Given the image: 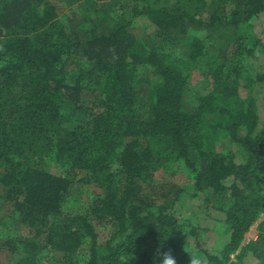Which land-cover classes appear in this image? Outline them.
<instances>
[{
	"label": "trees",
	"instance_id": "trees-1",
	"mask_svg": "<svg viewBox=\"0 0 264 264\" xmlns=\"http://www.w3.org/2000/svg\"><path fill=\"white\" fill-rule=\"evenodd\" d=\"M130 1L0 0V201L30 230L0 249L264 264V0ZM81 185L101 192L63 210Z\"/></svg>",
	"mask_w": 264,
	"mask_h": 264
},
{
	"label": "rangeland",
	"instance_id": "rangeland-1",
	"mask_svg": "<svg viewBox=\"0 0 264 264\" xmlns=\"http://www.w3.org/2000/svg\"><path fill=\"white\" fill-rule=\"evenodd\" d=\"M110 2L113 0H106V2ZM129 2L130 6H135V3L130 0H115V2ZM254 29L256 34L263 39L264 41V14L261 15L257 20L254 21ZM143 26L139 27L136 32L138 33L139 38L143 36ZM260 64L262 65H257L253 64L249 66V75L254 76L257 72V70H264V59L260 60ZM261 68H258V67ZM144 73H148L147 70H144ZM145 79H148V77H145ZM152 84L151 87L157 82V79L151 78ZM201 81V80H199ZM150 88V87H149ZM147 87L143 86V94L142 96L146 98L145 95H147L148 89ZM152 89V88H151ZM241 95L243 98H247L248 94L245 89L241 90ZM258 108L262 112V115L264 116V100L260 98L258 100ZM224 148V149H223ZM221 150H227V153H235L236 157L240 158L239 153L237 152V147L236 145L228 144V142L224 143V146L220 148ZM58 166H55L53 168V173H58ZM166 177V176H165ZM167 178V177H166ZM165 178V179H166ZM96 188V187H95ZM94 187H89V186H83L77 187L75 190L72 191V196L71 198L66 202L67 205L64 207L63 210L65 211H72L75 214L80 213L82 210L85 209L87 203L92 199L93 194L96 192H101L98 188L95 189ZM185 192L181 194L180 198V206H183L185 202L187 201V198L192 194V189L191 188H185ZM204 224L206 226H211V222L209 219L204 221ZM258 225H254L250 231L246 234V243L250 242L251 240H255L258 236ZM29 229L27 227L21 226L19 223L18 215L14 212V209L11 204H7L4 199H1L0 201V242L4 243L5 241L13 238H19V237H26L29 233ZM215 243V240L211 241V244L213 245ZM20 254L13 253L12 251L8 249H0V264H16L17 259L19 258Z\"/></svg>",
	"mask_w": 264,
	"mask_h": 264
},
{
	"label": "clouds",
	"instance_id": "clouds-1",
	"mask_svg": "<svg viewBox=\"0 0 264 264\" xmlns=\"http://www.w3.org/2000/svg\"><path fill=\"white\" fill-rule=\"evenodd\" d=\"M163 264H177V262L170 254H165ZM193 264H197V262L193 261Z\"/></svg>",
	"mask_w": 264,
	"mask_h": 264
}]
</instances>
